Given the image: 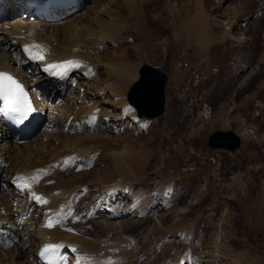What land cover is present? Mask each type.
I'll return each instance as SVG.
<instances>
[{
	"label": "bare ground",
	"instance_id": "1",
	"mask_svg": "<svg viewBox=\"0 0 264 264\" xmlns=\"http://www.w3.org/2000/svg\"><path fill=\"white\" fill-rule=\"evenodd\" d=\"M88 1L77 0L69 8L44 7L43 10L38 4L23 6L6 1L0 5V72L9 73L26 84L42 116L48 109L52 112L53 103L57 102L53 110L56 119L49 133L36 135L39 126L23 144H18L19 137L5 128L0 112V178L3 176L5 182L0 190V233L3 232L2 236L13 234L12 217L7 216L14 215L17 204L23 205L22 216L27 219L22 233L29 232L27 238L22 236L24 239L14 245L12 255L0 258V264H41L36 254L48 244L61 245L57 253L66 264H137L144 253L138 244L145 240L138 241L135 235L123 231L128 221L116 220L133 215L136 219L133 223L139 225L147 219L150 209L143 206L146 200L167 211L165 208L172 205V196L177 190L171 179H161L149 196L146 190L152 186L147 170L153 168L154 155L151 151L148 153L143 143L130 145L138 134L135 130L130 135L116 136L125 128L127 131L130 122L142 130L145 128L146 122L138 120L135 110L125 102L127 89L138 80L142 60L163 62L164 56L178 43L194 46L195 58L210 57L224 63L219 48L229 44L233 45L229 47L231 50L244 44L240 37L232 39V33L237 34L245 20L244 8L231 6L226 0H94L90 7ZM152 3L160 6L154 14H149ZM224 6L228 11L221 15L219 12ZM72 9L75 10L61 24L52 23L55 14ZM262 23L258 25L260 28ZM22 29L28 33L23 35ZM130 39L137 42L136 48L131 49L132 57L126 54L130 52L126 44L122 50L116 48ZM253 45L257 48L254 51L260 54L258 60L264 62L263 44L255 38ZM233 52L226 55L232 56ZM30 53L42 55L43 59H33ZM193 66L191 60L189 69ZM259 75L260 70L254 73V79ZM78 76H83L86 84L90 83L88 88L83 89V95L75 93L72 99L63 97L69 90H77ZM79 99L85 107L77 106ZM113 127L115 132H111ZM97 161H101L99 169ZM160 164L154 169V179L162 172ZM95 175L99 179L93 182ZM33 180H37L35 185L31 183ZM24 184L30 187H23ZM90 187L96 195L83 199L88 206L94 203L96 209L91 211L103 217L97 221V232L82 225L72 227L77 219L66 216L72 209L79 216L81 207L77 199L80 201L79 197ZM190 192L186 188L184 195ZM38 195H42L43 201H34ZM120 198L125 202L122 209L114 206ZM69 201L73 207L65 205ZM12 206L15 207L12 209ZM37 206L39 211L31 213ZM59 206H64L62 215L56 214ZM109 208L113 209L111 213ZM191 213L185 209L166 230L176 231L172 237L182 244L190 242L193 234ZM169 215L173 217L174 212L160 216L167 219ZM49 223L51 227L46 226ZM103 231L106 232L103 234ZM155 238L152 240L157 243ZM190 245H185L186 249ZM191 256L192 252L180 256L178 264H193ZM248 256L239 253L240 259ZM253 260L246 258V264Z\"/></svg>",
	"mask_w": 264,
	"mask_h": 264
},
{
	"label": "rangeland",
	"instance_id": "2",
	"mask_svg": "<svg viewBox=\"0 0 264 264\" xmlns=\"http://www.w3.org/2000/svg\"><path fill=\"white\" fill-rule=\"evenodd\" d=\"M93 1H88V7ZM226 1L231 6H240L242 10L244 8L242 15L245 20L240 24L241 30L237 34L232 33V39L238 37L244 39V44L239 45L241 48L229 50V47H233L229 44L219 48L225 63L219 60L214 61L210 57L195 58L194 46H182L179 43L164 56L163 62L153 59L142 60L140 63L139 68L147 64L164 72L168 78L165 87L164 112L155 119H138L143 123L146 122L144 130L139 126L135 127L134 122H130V125L125 123V126L129 125L127 131L125 128L120 135L116 136L123 137L127 133L130 135L131 131L135 130L138 134L130 145L133 142L143 143L148 153L151 151L154 155L151 161L153 168L147 170L152 186L146 190L149 196L154 189L158 188L157 182L161 179V181L171 179L172 186L177 192L172 196V205L165 208L167 211L161 210L157 203L154 205L150 200H146L143 206L146 205L150 209L146 213L147 219H143L145 223L140 220L139 225L134 224L136 219L132 218L133 215L116 220L117 222L123 219L128 221L123 231L135 235L138 241L145 240L138 244L144 253L137 260V264H176L180 256L185 257L191 252L193 264H246L248 257L254 258L251 264H264V62L258 60L260 54L254 51V48L255 50L257 48L253 45L256 38V42L264 46V24L262 23L264 0ZM159 6L160 3H152L148 13L154 14ZM225 8L226 6L219 12L221 15L228 11H225ZM73 10L75 9L68 10L67 13L55 14L52 23L61 24L62 19L71 15ZM221 20L220 18L218 21ZM259 23H262L261 28L258 26ZM167 26L168 23L164 30L166 34ZM56 29L59 28L56 27ZM125 44L130 50L126 54L132 57L131 52L136 48L137 42L130 39L129 43H119L116 48L122 50ZM103 48L104 51L106 47L103 45ZM232 51H234L232 56L226 55L227 52ZM253 55H255L254 59ZM230 58L232 59L229 60ZM249 59L250 62H248ZM191 60L194 61V66L189 69ZM239 66L242 67L241 71H238ZM259 70V77L254 79V73H258ZM78 77L80 81L76 87L77 90L75 92L69 90V93L66 92L63 97L68 96L72 99L75 93L83 95V89L88 88L87 85L90 83L86 84L83 76ZM80 101V99L76 100V104L83 107L85 104ZM107 101H109L108 98ZM55 102L54 108L57 105ZM54 108L52 112L48 111L50 123L45 122L41 125L37 132L38 136L44 132L49 133L56 119L54 116L56 108ZM50 118L53 120L51 121ZM45 127L49 130L44 131ZM114 129L113 127L111 132H115ZM218 130L232 131L236 134L241 139L240 147L233 153L209 149L208 137ZM158 143L160 145H154ZM100 163L101 161H97L98 169L101 168ZM160 163L163 167L162 172H158L160 176L154 179V169L159 167ZM94 168L97 169V165ZM98 179L99 176L95 175L93 182ZM4 184L3 176H1L0 190H3ZM186 188H190L191 192L184 195ZM88 190L90 192L85 191V196H80V201L77 199L81 207L80 214L93 207L94 203L89 206L84 203L83 198L90 197L92 194L96 195L91 187ZM181 196H183L182 199ZM122 199L115 200V207L122 209V204H125ZM179 199L181 201L178 204H173V201ZM38 206L32 209L31 213L33 210L38 212ZM13 207L15 206H12V209ZM185 209L192 212L189 219L193 222L191 226L193 234L189 237L190 242H183V245L178 239L172 237L174 233H177L176 231L171 233L173 229L167 232L166 230ZM16 210L15 207L14 215L7 217H12V219L9 218L12 225L19 223L22 226L27 221L26 217L22 216L24 207L19 213H16ZM169 211L174 212L173 217L169 215L165 219L160 216H166L170 213ZM97 221L92 222L93 224L91 223L87 229L97 232L99 228ZM155 229L158 231L156 232ZM27 232L23 233L24 238L28 237ZM154 236L157 243L152 240ZM188 244H191L189 250L185 247ZM14 250L13 247L7 252H1L0 258L3 255H12ZM239 253L245 256L250 254V256L240 259ZM168 258L171 259L168 260ZM28 262L32 260L29 259Z\"/></svg>",
	"mask_w": 264,
	"mask_h": 264
},
{
	"label": "water",
	"instance_id": "3",
	"mask_svg": "<svg viewBox=\"0 0 264 264\" xmlns=\"http://www.w3.org/2000/svg\"><path fill=\"white\" fill-rule=\"evenodd\" d=\"M138 74V80L128 90L127 102L135 109L138 118L155 119L164 112L168 78L164 72L147 64L141 66ZM240 144L241 139L232 131H215L207 140L209 149L230 153L237 150Z\"/></svg>",
	"mask_w": 264,
	"mask_h": 264
},
{
	"label": "snow or ice",
	"instance_id": "4",
	"mask_svg": "<svg viewBox=\"0 0 264 264\" xmlns=\"http://www.w3.org/2000/svg\"><path fill=\"white\" fill-rule=\"evenodd\" d=\"M39 47V46H34ZM25 51H28L26 48ZM33 59H43L42 55H35L30 53ZM71 63V62H68ZM0 112L8 114H16L14 118L22 120L26 118L28 112L32 110L31 102L28 99L27 93L23 86L9 73L0 72ZM23 187H30L29 184L22 185ZM51 227V223L48 225ZM61 245L48 244L44 246L40 255L44 257L48 264H54L57 258V251Z\"/></svg>",
	"mask_w": 264,
	"mask_h": 264
}]
</instances>
